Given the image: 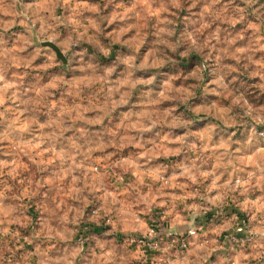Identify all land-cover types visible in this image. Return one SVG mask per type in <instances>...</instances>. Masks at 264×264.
<instances>
[{"label":"rangeland","instance_id":"obj_1","mask_svg":"<svg viewBox=\"0 0 264 264\" xmlns=\"http://www.w3.org/2000/svg\"><path fill=\"white\" fill-rule=\"evenodd\" d=\"M0 264H264V0H0Z\"/></svg>","mask_w":264,"mask_h":264},{"label":"water","instance_id":"obj_2","mask_svg":"<svg viewBox=\"0 0 264 264\" xmlns=\"http://www.w3.org/2000/svg\"><path fill=\"white\" fill-rule=\"evenodd\" d=\"M43 46L51 48L56 53L57 57L61 61H63L65 64L68 62V60H67L66 56L64 55V53L54 43H52V42H45V43H43Z\"/></svg>","mask_w":264,"mask_h":264}]
</instances>
